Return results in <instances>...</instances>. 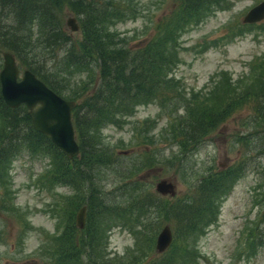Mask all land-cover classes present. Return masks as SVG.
I'll return each instance as SVG.
<instances>
[{"label": "trees", "instance_id": "16d2710c", "mask_svg": "<svg viewBox=\"0 0 264 264\" xmlns=\"http://www.w3.org/2000/svg\"><path fill=\"white\" fill-rule=\"evenodd\" d=\"M236 1L179 0L169 15L158 21L154 34L131 44L130 40L139 39L138 35L117 32L114 26L120 21L138 19L132 0H123L122 3H117L118 0H0V59L4 52H12L26 69L32 70L60 95L80 101L73 111L80 154L70 158L50 136L34 128L26 105L13 108L5 102L0 84L1 170L7 173L9 168L3 165L4 162H12L15 157L28 152L49 158L42 178L53 187L61 182L75 189H79L83 182L89 184L80 189V194L78 190L76 196L80 200L75 195L68 200L71 211V214H66L69 232L49 238L50 244L59 243L50 252L53 257L58 256V264H85L86 256L90 264H94L93 259L97 260L96 264H106L105 244L98 234L103 229L95 220L101 215L109 225L119 220L118 225L132 233L148 234V243L154 240L153 234L159 226L167 225L159 222L148 233L153 213L168 223L173 218L174 232L178 230L177 222L186 221L181 225L186 231L185 236L189 237L194 232L193 226L197 225L196 231L203 232L215 222L211 196L222 188H230V181L238 178L232 176L235 169L228 172L229 175L220 172L219 178L230 177L222 188L220 180L216 179L205 184L206 195L202 204L185 203L180 210L176 208L179 205L177 200L168 201L157 191V194L140 192L142 182L135 178L138 171L135 167L130 175L121 172L127 185L132 187V191L127 190V201L118 205L110 200L103 202L99 188L101 172L94 171L106 165L110 157L109 150L101 147L102 128L121 126L140 105L157 104L161 108L159 115H167L168 118L166 131L160 134L161 141L155 142L156 137L150 136L151 143L162 146L175 144L178 151L196 149L210 132L248 99L256 102L259 112H264L263 66L257 85L241 92H238L231 73L226 70L216 73L214 78H219L222 85L196 95L202 98L192 97L182 80L174 75L182 62L179 54L182 33L217 11L231 9ZM69 16H75L79 23L76 36L67 25ZM249 25L245 23L244 27ZM238 35L236 32L235 36ZM45 51L49 52L50 60L55 61L54 73L47 70L45 62H39L47 61L48 58H40ZM258 63L256 61L255 65ZM84 74H87L85 78ZM149 129H153L152 122ZM146 158L143 164L149 167L156 164L155 152ZM125 162L114 160L115 165ZM143 169L141 165L139 171ZM104 175L106 178L107 172ZM2 180L0 178L2 184L7 183ZM83 206L87 207V215L85 225L81 227L73 212ZM201 211L207 217L205 223L197 224L190 220L191 216H199ZM114 217L117 220L112 222ZM175 241L167 251L169 258L166 264H192L194 259L187 260L191 257L178 259L175 256L182 247L184 253L193 254L188 242L184 238ZM260 241L264 245V240ZM154 247L156 249V245Z\"/></svg>", "mask_w": 264, "mask_h": 264}, {"label": "rangeland", "instance_id": "374dc122", "mask_svg": "<svg viewBox=\"0 0 264 264\" xmlns=\"http://www.w3.org/2000/svg\"><path fill=\"white\" fill-rule=\"evenodd\" d=\"M262 1L238 0L231 9L217 11L182 33L179 50L182 62L174 75L182 80L192 97L222 85L219 78H214L222 70L233 75L238 92L257 85L264 67V18L244 27V17ZM132 2L137 8L138 19L120 21L114 26L117 32L138 35L139 39H131V44L154 34L158 21L169 15L179 0ZM236 32L238 36H235ZM40 58H48L39 62H45L47 70L54 73L55 61L50 60L49 52H43ZM256 61H259L257 65ZM19 65L22 73L25 65L22 62ZM2 66L3 58L0 59V68ZM257 109L256 102L248 99L225 122L211 130L196 149L185 151H178L175 144L151 143L150 136L160 142L161 132L167 129V115H159L161 108L157 104L138 106L121 126H104L101 147L109 150L110 157L106 165L94 171L101 172L99 188L103 202L110 200L118 205L127 201V190L132 191V187L127 185L122 173L130 175L134 167L138 170L135 178L142 182L140 192L157 194L155 184L162 178L173 182L175 196L166 195L164 198L171 202L177 200L179 210L185 203L202 204L206 195L205 184L216 179L220 180L222 188L230 177L219 178L220 172L229 175L228 172L235 169L232 176L238 178L230 181V188L212 194L211 210L215 222L203 232L196 231V225L190 237L185 236L181 223L186 221L177 222L178 232H174L173 218L168 223L153 213L148 233L159 222L169 224L174 239L182 241L184 238L193 251V254L184 253L182 247L175 256L178 259L191 257L187 260L194 259L192 264H264V245L260 241L264 240V112ZM123 151L126 154L119 155ZM152 152L156 153L157 159L156 164L149 167L143 163ZM171 156H175L174 159ZM118 159L126 162L115 165L114 160L117 162ZM12 160L3 164L9 168L7 173L0 166V178L7 182L2 184L0 181V264H58V256L53 257L50 252L59 243L50 244L49 238L69 232L66 214L71 211L68 200L89 184L83 182L79 189L62 182L54 187L48 184L42 178V172L47 170L49 158L42 155L24 152ZM141 165L144 169L139 171ZM106 172L108 176L105 178ZM77 211L73 212L74 218L79 213ZM202 213L191 216L190 220L205 223L207 217ZM95 220L103 229L97 233L101 234L105 244L106 264H166L169 251L160 253L153 248L163 226L154 232L155 241L148 243V234L132 233L118 225L116 217L111 221H117L110 225L102 215ZM91 261L97 263L96 259ZM85 264H90L88 256Z\"/></svg>", "mask_w": 264, "mask_h": 264}, {"label": "water", "instance_id": "95a60500", "mask_svg": "<svg viewBox=\"0 0 264 264\" xmlns=\"http://www.w3.org/2000/svg\"><path fill=\"white\" fill-rule=\"evenodd\" d=\"M264 18V1L253 7L244 21L255 23ZM67 25L72 31L79 30L77 18L71 16ZM4 64L0 71L1 93L5 102L11 107L22 104L30 109L33 126L40 132L50 136L51 140L70 158L76 156L80 146L76 139L72 111L77 101L67 99L48 86L32 70L25 69L21 73L16 56L12 52H4ZM162 179L157 184L161 194L174 195L175 184ZM87 207L83 206L77 215V223L83 227L86 222ZM173 242V233L165 226L157 237V250L163 252Z\"/></svg>", "mask_w": 264, "mask_h": 264}, {"label": "bare ground", "instance_id": "6f19581e", "mask_svg": "<svg viewBox=\"0 0 264 264\" xmlns=\"http://www.w3.org/2000/svg\"><path fill=\"white\" fill-rule=\"evenodd\" d=\"M8 17H9V16H8ZM5 20H6V19H5ZM8 24H9V23H8ZM3 61H4V57H3ZM223 120H224V119H223ZM223 120H222V121H223ZM220 122H221V121H220Z\"/></svg>", "mask_w": 264, "mask_h": 264}]
</instances>
